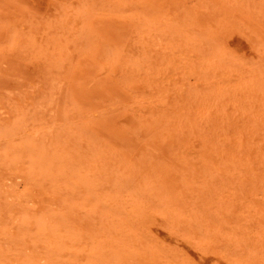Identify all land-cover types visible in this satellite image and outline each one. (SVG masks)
Returning <instances> with one entry per match:
<instances>
[{"label":"bare ground","instance_id":"bare-ground-1","mask_svg":"<svg viewBox=\"0 0 264 264\" xmlns=\"http://www.w3.org/2000/svg\"><path fill=\"white\" fill-rule=\"evenodd\" d=\"M232 8L264 28V0H66L5 23L0 53L40 73L0 98V264H264V41L226 31ZM87 10L133 22L100 53L141 84L122 118L129 157L66 96Z\"/></svg>","mask_w":264,"mask_h":264},{"label":"rangeland","instance_id":"rangeland-1","mask_svg":"<svg viewBox=\"0 0 264 264\" xmlns=\"http://www.w3.org/2000/svg\"><path fill=\"white\" fill-rule=\"evenodd\" d=\"M56 1L57 0H55L54 2L52 1L53 4H51V1L49 0H0V25L2 24L0 26V41L3 40L4 37L3 34L6 25L5 23H23L29 20H36L37 18L41 19V14L43 13V18L45 17V15L49 16L53 12L52 9L55 6L60 5V1L62 3L66 0H58V4H56ZM159 1L161 3H166V1L168 0ZM213 1L217 3V0ZM48 11H50L51 13L48 14ZM96 11L97 10L91 12L90 10H87V13H85V15L83 16L84 26L90 27H88L89 29H87L88 32H90L86 39V43L89 44L88 48L80 49L83 52H81L80 50L79 52L77 51L76 54L70 59L69 63L66 62L68 63V66L65 64L64 70L66 71L64 73V80L66 81H64V85L65 91L67 93L66 96L70 99V101L72 99L73 103L77 102L75 103L76 107L79 108V111H81L84 116L86 115L85 117H83L86 121L85 123L98 139H101L102 142L108 144V146H110L112 149L114 148V150L119 152L122 156L129 157L130 154H132V152L137 149L138 143L136 142L135 137H133V135L126 128H123V123L125 120H122V118H126V115L128 113L127 105L133 99L132 90H137L138 87V90L141 89V84L127 78L125 80H128V83L126 81H122L123 79L119 78L116 75L117 72H115L116 68L114 66V63H111L108 59H104L103 55H101L100 53L109 49L114 51L121 50L126 43L128 36L130 35V30H132L133 22L132 20L129 21L130 18L125 13ZM222 17L225 24V29L226 31H229L228 33L232 34L231 36L239 35L242 38H245V40H252L253 38H255L256 40H260L262 42L264 41V28L260 27L249 18H246L245 15H243L241 12L236 11L235 8L228 10V12L224 13ZM17 19L20 21H18ZM130 22L131 24H129ZM250 35L254 37H251V39L249 37ZM100 40L101 46L99 42ZM94 48L99 55L94 51ZM230 48L235 53L240 52L239 46H236L235 44L231 45ZM7 52L8 51H1L0 53V71H2L0 72V98L4 97L5 95L12 94L13 91V94H21V92L23 94L24 92H27L28 90H25V88L28 86L30 87L35 82L36 78H38L40 73L39 67H37L39 66V64L37 63V58L29 57L30 54H27L23 51H16L13 53L9 51L10 54H8ZM22 52L25 55L21 54ZM14 54L18 55L19 58L18 56L17 58L14 57ZM98 57L101 58V61H99ZM102 58L104 59V62L108 61V67L106 63H102ZM16 60H18V62H16ZM87 60H89V62ZM12 61L13 63H10ZM16 68L17 70H15ZM28 77L31 80H29ZM118 78L121 80L118 81ZM128 87L130 88L129 90ZM94 97L97 99H95ZM123 103H125L126 105H124ZM110 105H112V107ZM94 111L98 114H96ZM92 113L93 116H96L93 117ZM90 116H92V118H90ZM27 191L29 192V194H31L34 191V187L27 186Z\"/></svg>","mask_w":264,"mask_h":264}]
</instances>
